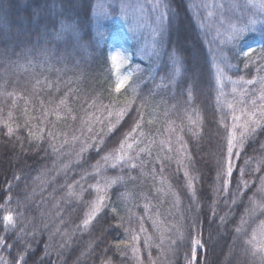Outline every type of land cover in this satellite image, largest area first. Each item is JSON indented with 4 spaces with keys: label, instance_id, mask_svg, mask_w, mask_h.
<instances>
[{
    "label": "snow or ice",
    "instance_id": "1",
    "mask_svg": "<svg viewBox=\"0 0 264 264\" xmlns=\"http://www.w3.org/2000/svg\"><path fill=\"white\" fill-rule=\"evenodd\" d=\"M66 2H71V0H60L59 5L56 0H52V3L44 0L49 12H45L42 7H37L32 13L34 17L46 16L49 13L56 15L60 23L59 30L52 26L53 21L51 20H44L35 29L26 28L24 25H18L14 31L7 28L0 29V128L3 129L4 137L8 140L15 138L17 143L13 145V148L18 147L21 155L36 156L41 161L48 159L50 154L55 156L53 167L51 169L41 167L34 178L41 182V191L43 184L51 182L44 178L53 170L57 174L63 172L66 175L73 165L81 168L88 165L90 168V170L84 169L78 179H73L71 183L66 181L62 185L66 188V193L55 203V207L60 209L56 212L57 218L63 212L60 208V201L65 203H71L73 199L82 201L86 205V211L83 220L76 225V228L88 229L94 221L99 223L100 220L108 219L107 227L102 230L97 240H100L109 230H122L125 238L113 242L115 251L120 256H126L130 250L136 264H144L140 246L143 237L149 264H176L178 258L181 264H206V261L198 256V252L201 254L206 252L205 245L210 242L211 237L209 236L208 241L203 239V221L198 216H190L185 221L181 213L179 224L169 223L162 227L163 221L159 219L158 212L157 218L153 219L151 216L145 217L134 211L138 205L132 203L134 194L128 189V185L134 184L141 177H150L154 184H158L156 187L158 194L165 197L171 196L179 204V192L163 175L165 162L173 159L176 160L178 166L183 167V175L187 178V189L193 201L188 205L187 210L189 212L199 210L201 204L197 199L196 177L188 170L194 158L190 154L191 150L183 135L180 134L184 129L183 120L180 124H176L175 120L167 121L166 131L169 135L165 139L157 141L145 131L148 126L156 123L159 114L155 109L150 108L149 98L142 95L133 83V73L122 71L125 65L130 63L128 56L120 49L111 53V69L115 72V82L114 87L109 90L107 103L99 94H94L80 103L82 114L79 116L72 106V101H79L80 97L73 94L70 101L71 89L59 99L49 96L46 100L41 96L45 90H52L55 93L61 91L62 81L59 78L53 82L37 78L38 65L40 67L51 66L53 56L47 47L51 39L50 33L55 32L56 38L59 39L69 29L72 35L77 31V28L63 14ZM248 2L254 3V0H248ZM137 7L143 10L144 5L132 4L129 10L135 11ZM205 7H210V5H205ZM218 7L222 8L223 5H218ZM259 7L264 12V2H261ZM52 9L56 11L52 12ZM151 9L158 13L155 34L162 41L166 31L165 21L169 15V5L166 0H154ZM209 15L212 13L209 12ZM124 18L128 19L127 14ZM258 22L252 19L239 26L230 24L225 33V42L231 45L229 53L232 58L242 62L245 70L255 67L259 73L264 71V43H260L256 48L243 49L241 47L247 34L257 31ZM72 56L73 52L69 51L56 59L66 61ZM172 63L173 76L170 81L186 71L180 50L173 55ZM216 67L219 82L223 76V69L219 64ZM21 74L25 75V85L28 84L29 79L34 81L30 89L25 87L17 90L16 85L20 84ZM10 82L12 90H8ZM232 83L233 85L242 84L243 87L238 89L234 86L232 89V93L239 96L238 100L224 102L230 111L224 113L220 119L224 129L223 145L219 154L214 157L213 172L215 175L211 196L204 198L212 200L210 218L213 221L218 218L220 225H225L229 222V213L226 212L217 217L216 204L222 200L226 206L239 207L245 203V190L251 189L252 185L258 182L255 191L247 198L246 207L240 214L239 223L234 228V232L236 238L242 239L245 245L241 250V256L247 257L244 264H264V219H259L254 227L251 226V222H255L258 217H264V142L260 143V156H247L246 153V146L257 143L258 137L264 136V75H257L252 79L239 76L238 80ZM185 84L187 87L183 93L185 98L182 101L184 105L182 110L187 119L189 131L193 137L199 139L203 133V117L199 109L193 106L197 85L188 80H185ZM129 89L130 95L128 94ZM223 95L221 91L217 96V104L221 109L223 104H221L220 96ZM121 96L124 98L121 99ZM20 101H23L22 105ZM172 107L178 109L179 105ZM189 108L191 112L188 111ZM17 111H19V117ZM168 115L169 113L166 112L165 116ZM229 116L230 122H228ZM126 118L131 121L129 130L121 133L122 139H119L118 146L107 150L106 136L114 133ZM77 119H79V127L71 130V136L68 131L59 130L58 125L61 122H76ZM21 132L24 135H21ZM172 134H175L178 145L175 149ZM25 140H27V149ZM45 144L47 147H44ZM157 144L159 152L155 159H152V148ZM89 151L99 156L94 163L90 162V156H86ZM242 152L245 153L246 158L238 166L237 162L241 160ZM173 153L175 156L172 155ZM66 155L72 159L64 162L63 157ZM145 156L149 159H145ZM149 165L151 166L149 171H145ZM157 166H159V173L156 171ZM110 169L117 170V174L108 175ZM137 170L139 175H132ZM246 174L249 175V179H245ZM257 174L260 175L257 176ZM89 178H92L94 183L87 184L85 187ZM21 179H23L22 175L13 176L15 181ZM114 186L125 188V191L115 193V200H113ZM12 190L13 184L8 183L7 192L0 197V200L4 201L0 203V209H3L5 213L0 218V229H2L0 231V264H44V260L52 255V250H50L52 245L49 242L57 234L61 236L63 242L58 245L55 252L58 259H62L63 250L70 246L75 232L69 233L67 229L61 231L57 226L48 235L49 242L41 245L40 237L49 230V225L44 223L37 227L34 219L26 218L24 211L20 210L22 202L18 196L15 198V208H13ZM89 190L95 195L92 199L84 201V193ZM35 194L36 187L34 186L30 195ZM28 198V196L25 197V199ZM151 207L153 205L150 203L144 204L145 211H149ZM122 209L125 215L121 214ZM41 215L45 214L41 213ZM145 219L152 220V225L158 233L159 243L153 244L152 236L144 224ZM64 223L63 219H59V224ZM117 235H120V232H117ZM185 241L188 246L187 251H182L178 247V242ZM37 247L42 248L41 256L36 255ZM153 247L158 252L155 259L152 258ZM91 248L92 244L88 251H91ZM233 251L229 250L226 264H229ZM102 264H114V262L111 258H107L102 259Z\"/></svg>",
    "mask_w": 264,
    "mask_h": 264
},
{
    "label": "trees",
    "instance_id": "2",
    "mask_svg": "<svg viewBox=\"0 0 264 264\" xmlns=\"http://www.w3.org/2000/svg\"><path fill=\"white\" fill-rule=\"evenodd\" d=\"M48 2L52 3V0H48ZM261 2H264V0H254V3H249L248 0H166L169 5V15L167 21H165L166 31L162 41L158 36H155L157 37V49L160 50L159 59L154 58L151 60L154 65L159 64L155 71L151 72L152 67L147 61L136 58L134 62L135 64H142L143 67L141 66L140 70H135L133 83L142 95L149 98L150 108L155 109L159 114L156 123L148 126L145 131L155 137L157 141L165 139L169 135L166 131L167 121L175 120L176 124H180L183 120L184 129L180 134L183 135L188 148L191 150L190 154L194 158L188 170L191 175L196 177L197 199L201 204L199 210L191 212L187 210L188 205L193 203L190 198L191 194L187 189V178L183 175V167L178 166L176 160L173 159L165 162L163 175L171 182L173 188L179 192V204L171 196L165 197L158 194L156 192L158 184H154L150 177H141L134 184L128 185V189L134 194L132 203L138 205L134 211L145 217L151 216L153 219L157 218L158 212L159 219L163 221L162 227L167 226L169 223L179 224L181 213H183L185 221L190 216H198L203 221V239L208 241L209 236L211 237L210 242L205 245L206 252L203 254L198 252V256L205 260L206 264H226V257L230 249L234 251L229 264H244L247 260V257L241 256V250L245 245L242 239L236 238L234 228L239 223L240 214L244 212L248 196H251L255 191L258 182L253 184L251 189L245 190V203L239 207L226 206L222 200L216 204L217 217L224 215L226 212L229 213L228 223L220 225L218 218L215 221L210 218L212 200L204 197L211 196L215 175L213 172L214 157L219 154L223 145L224 129L220 119L226 112L220 109L221 107L218 106L217 100L212 97L207 86L209 57L207 58L206 55L205 39L215 30L213 25L220 24L223 26L225 24L227 26V22L234 18L240 21L239 23L241 21L246 23L255 19L259 21L256 25L257 31L248 33L245 39L258 40L256 46L258 47L260 43H264V12L259 7ZM56 3L59 5L60 0H56ZM205 5H210V7H205ZM218 5H223V7H218ZM37 7H42L45 12H49L44 0H0V29L7 28L14 31L18 25L35 29L44 20H51L53 21L52 26L59 30L60 23L56 15L51 13L41 17L32 15ZM119 7L120 3L117 0L113 2L108 0H71V2L64 4L63 14L77 28V31L72 35L69 29L59 39L56 38L55 32L50 33L51 39L48 41L47 47L51 50L53 56L51 66L40 67L38 65L36 68V72L39 73L37 78L40 80L47 79L49 82L56 81L59 78L62 82L59 93L45 90L41 93L43 98L47 100L49 96H54L59 99L71 89L70 101L73 94L80 97L79 101H72V106L78 116L82 114L80 103L91 98L94 94H99L107 103L106 98L109 90L114 87L115 82V73L111 69L108 37L119 25L118 21L110 16L114 15L115 10H118ZM106 10H109L111 14H108ZM51 11L55 12L56 9ZM209 12L212 15H209ZM226 26H223V28H226ZM41 44H43V41H41ZM223 46L222 58L228 76L238 80L239 76L252 79L257 75H264V71L258 73L255 67L245 70L243 63L233 59L229 53L231 45L225 42ZM177 50H180L184 58L186 71L170 81L173 76L172 57ZM69 51L73 52V56L66 61L56 59V57H60ZM220 66L223 67L221 63ZM138 72H140V75ZM185 80L194 82L197 85L193 106L199 109L203 117V133L199 139L193 137L191 131H189L188 122L182 110L184 107L182 101L185 98L183 93L187 87ZM24 81L25 75L21 74L20 84L16 85L17 90H22L25 87L30 89L32 83H34L29 79L28 84L25 85ZM8 90H12L11 82ZM128 94H131L130 89ZM230 95L232 97L231 102L234 99H239L238 95L232 93ZM123 98L121 96V99ZM19 103L22 105L23 101ZM173 105H179V108L173 109ZM188 111L191 112V108ZM166 112L169 113L167 117L165 116ZM17 116L19 117V111H17ZM193 116L195 118V114ZM20 119L22 121V117ZM130 126L131 121L126 118L114 133L106 136L107 150L118 146L119 139H122L121 133L129 130ZM78 127L79 119L76 122H61L58 125L59 130L68 131L69 136L72 134L71 130ZM20 134L24 135L23 132ZM262 142H264V136L258 137L257 143L246 146L247 156H260V143ZM16 143L15 138L6 139L3 135V129L0 128V197H3L7 192L8 183H12L13 208H15V198L18 196L22 202L20 210L24 211L26 218L34 219L37 227L44 223L49 225V230L45 231L43 236L40 237L41 245L49 242L48 235L57 226L60 227L61 231L67 229L69 233L75 232L70 246L63 250L62 259H58L55 249L63 240L58 234L52 238L49 242L52 245V249H50L52 255L44 260V264H65V261L66 264H102V259L107 258H111L114 264H136L130 250L123 257L115 251L113 242L125 238L122 230H109L104 233L100 240H97V237L101 236L102 230L107 227L108 219L100 220L99 223L94 221L88 229L76 228V225L80 224L84 218L86 211L84 202L74 199L71 203L60 201V208L63 209V212L59 218L56 216V212L60 209L55 207V203L66 193V188L62 185L66 181L71 183L73 179H78L84 169L90 170L88 165H84L83 168L73 165L66 175L63 172L57 174L55 170L49 172L44 179L51 182L43 184V190L41 191V182L34 178L38 175L41 167L49 169L53 167L55 156L50 154L48 159L41 161L36 156L21 155L18 147L13 148ZM57 143L59 145V142ZM172 143L174 149L178 147L175 134H172ZM44 147H47V145L45 144ZM25 148H28L27 140H25ZM152 152V159H155L159 152L158 144L152 148ZM41 155L43 154L41 153ZM172 155L175 156V153ZM86 156L91 157V163L99 159V156L93 151L86 153ZM144 158L149 159L147 156ZM244 158H246L245 153L242 152L241 160L237 162L238 166L242 164ZM69 159H72V157L67 155L63 157L64 162ZM150 167L149 165L148 168H145V171H149ZM156 171L159 173V166H157ZM116 174L117 170L110 169L108 172V175ZM14 175H22L23 179L15 181L13 180ZM132 175H139L138 170L134 171ZM53 177L54 179H52ZM249 178V175L246 174L245 179ZM90 183H94L92 178H89L85 187ZM34 186L36 187V194L32 196L30 194ZM117 191L123 192L125 188L114 186L113 200L116 199L115 193ZM94 195L95 193L91 190L85 192L84 201L92 199ZM26 196L29 198L25 199ZM3 202V200H0V203ZM145 203H150L153 207L149 211H145ZM41 213L45 215L42 216ZM4 214V210L0 209V218ZM121 214L125 215L123 209ZM59 219H63L65 223L59 224ZM259 219H264V217H258L255 222H251V226L254 227ZM144 224L148 229V233L152 236L153 244L159 243L158 233L152 225V220L145 219ZM117 232H120V235H117ZM90 244H92V248L91 251H88ZM140 246L144 264H149L143 237ZM178 247L182 251H187V242H178ZM82 253L85 254L82 255ZM42 254V248L37 247L36 255L41 256ZM157 256L158 252L153 247L152 258L155 259ZM176 264H181L179 258Z\"/></svg>",
    "mask_w": 264,
    "mask_h": 264
},
{
    "label": "rangeland",
    "instance_id": "3",
    "mask_svg": "<svg viewBox=\"0 0 264 264\" xmlns=\"http://www.w3.org/2000/svg\"><path fill=\"white\" fill-rule=\"evenodd\" d=\"M108 1L113 2L114 0ZM117 1H119L120 7L118 10H115L116 13L110 17L117 20L119 25L118 28L114 30L108 37L109 55L111 56V53L116 49L122 50L128 56L130 61L129 64L125 65L122 71L132 72L133 77L135 74V70H140L141 66L143 67L142 64L134 63L136 58H139L142 61H147L152 67L150 71H155L159 63H156V65H154L151 60L154 58L159 59L160 50L157 49V37H155V30L158 23L156 20V16L158 15V13L154 12L151 9V4L154 2V0ZM132 4H143L144 8L143 10H140L139 7H137L135 11H131L129 10V6ZM106 12L108 14H111L109 10H106ZM125 14H127L128 19L124 18ZM235 19L236 18H234L233 20H229L227 22V26L223 24V26H226V28H223V26L220 24H217L216 26L213 25V28L215 30L212 31L210 36L205 39L206 55L207 58L209 57V70H207L208 76L206 80L207 86L210 89L209 91L211 92V95L215 100H217V96L220 95L221 91L224 93L223 96H220V101L221 104H223L222 110H224L226 113H229L230 110L227 108L226 103L224 102H231L232 97L230 93H232L233 87L235 86L238 89L243 87V85L240 84L233 85L232 81H236L237 79L235 80L227 75V70L224 65V59L222 58V49L225 43V33L229 28V25L237 24V26H239L241 23H245L243 21L239 23L240 21ZM257 44L258 40L256 39H244L242 41L241 47L243 49H247L248 47L256 48ZM220 63L223 66H220L223 69V76L218 82L216 66L217 64L220 65ZM138 73L140 75V72ZM229 77L231 79H229ZM228 122H230V116Z\"/></svg>",
    "mask_w": 264,
    "mask_h": 264
}]
</instances>
